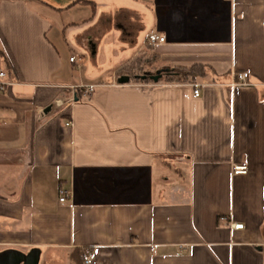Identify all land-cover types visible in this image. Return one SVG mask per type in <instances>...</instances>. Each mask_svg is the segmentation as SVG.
<instances>
[{"label": "crops", "instance_id": "0c3cea01", "mask_svg": "<svg viewBox=\"0 0 264 264\" xmlns=\"http://www.w3.org/2000/svg\"><path fill=\"white\" fill-rule=\"evenodd\" d=\"M0 71V264H264V0H0Z\"/></svg>", "mask_w": 264, "mask_h": 264}, {"label": "built area", "instance_id": "2783aa9c", "mask_svg": "<svg viewBox=\"0 0 264 264\" xmlns=\"http://www.w3.org/2000/svg\"><path fill=\"white\" fill-rule=\"evenodd\" d=\"M229 1H233V0H229ZM166 43V38L162 37V36H158L157 34H151L148 37V44L151 46H156L159 44H164ZM75 58L71 59V62H74ZM5 78H6V74L3 71H0V95L5 92L6 90V83H5ZM249 78V74L248 73H242V74H238L236 75V81L233 86H247V80ZM200 87V86H199ZM199 87L198 89H195L194 95L195 97L199 96ZM80 90H82L84 92L85 96H89L94 92V87H80ZM74 96L72 98H70V100L68 101V103H74ZM57 105L59 106H63V103H59L56 102ZM68 125H71V123H68ZM233 173L235 175H246L248 173V167L245 165H236L233 167ZM61 195V202H65L69 197L70 194L68 192L65 191H61L60 192ZM231 228L234 230H240L243 229V225H239V224H232ZM92 258V254H87L86 255V260H85V264H90V259Z\"/></svg>", "mask_w": 264, "mask_h": 264}, {"label": "trees", "instance_id": "16d2710c", "mask_svg": "<svg viewBox=\"0 0 264 264\" xmlns=\"http://www.w3.org/2000/svg\"><path fill=\"white\" fill-rule=\"evenodd\" d=\"M163 82L168 84H175L181 81H187L191 79L194 81L197 78H204L206 77V68L202 65H195L191 68H174L169 69L166 72H163ZM134 82L136 83H152L153 81L150 78L146 80L141 79L140 77H135ZM88 251L84 252L86 254ZM82 257V255H81Z\"/></svg>", "mask_w": 264, "mask_h": 264}, {"label": "water", "instance_id": "95a60500", "mask_svg": "<svg viewBox=\"0 0 264 264\" xmlns=\"http://www.w3.org/2000/svg\"><path fill=\"white\" fill-rule=\"evenodd\" d=\"M141 79L146 80L150 78L153 82L158 83L159 80L162 78L161 74L151 75V76H140ZM130 81L129 77H121L118 80L119 84H127ZM50 108L48 109V111ZM3 264H38L39 263V256L35 253H31L30 255L26 256L23 254H18V257H9L3 260Z\"/></svg>", "mask_w": 264, "mask_h": 264}]
</instances>
